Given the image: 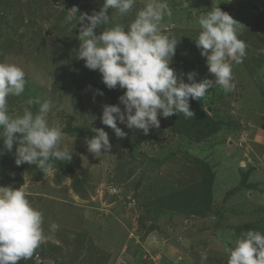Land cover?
<instances>
[{
  "label": "rangeland",
  "instance_id": "rangeland-1",
  "mask_svg": "<svg viewBox=\"0 0 264 264\" xmlns=\"http://www.w3.org/2000/svg\"><path fill=\"white\" fill-rule=\"evenodd\" d=\"M144 3L137 0L125 17L109 9V26L129 23ZM102 4L0 0V61L26 74L25 92L8 98L9 112L22 115L30 107L35 113L39 105H29L30 99L51 100L49 123L62 128V147L72 152L70 161H52L43 172L36 165H16V144L0 155V186L25 187L30 202L44 213L46 240L20 264H227L242 233H264V0H191L188 8L182 0H169L172 15L164 24L179 40L170 66L185 82L189 72L197 81L214 79L195 43L198 17L212 7L218 4L238 21L239 38L247 44L243 62L233 66L234 91L214 86L203 99H190L219 125L200 142L175 129V115L159 117L160 127L147 135L117 121L127 133L123 138L102 123L103 105L124 110L119 97L125 90L107 88L99 71L76 57L80 25L66 21L73 6L92 14ZM92 127L108 132L110 152L88 151ZM197 159L213 172L211 211L195 213L198 204L182 210L156 205L162 196L207 176ZM52 223L59 225L54 233Z\"/></svg>",
  "mask_w": 264,
  "mask_h": 264
},
{
  "label": "clouds",
  "instance_id": "clouds-1",
  "mask_svg": "<svg viewBox=\"0 0 264 264\" xmlns=\"http://www.w3.org/2000/svg\"><path fill=\"white\" fill-rule=\"evenodd\" d=\"M191 0H182L188 8ZM230 2V0H226ZM137 0H103L99 11L80 12L77 6L68 9L66 21L79 23L78 59L84 60L90 70H98L109 89L119 87L124 93L118 104L103 105L101 121L114 130L116 137L127 135L117 124L129 129L142 130L147 135L160 127L159 117L183 114L192 118L190 99H203L208 91L219 86L226 93L235 90L233 66L241 64L246 56L247 44L239 38V23L218 4L199 15L200 28L195 39L201 55L205 57L208 72L214 79L196 80V73H187V80L178 76L170 66L178 39L169 34L164 18L172 15L169 0H145L129 23H115L108 10L119 17L129 15ZM79 13V14H78ZM107 27L97 34L95 29ZM24 70L10 62L0 61V139L5 150L15 149V163L36 165L42 172L52 168V161L66 162L72 158L66 146L62 147L64 132L60 126L49 123L53 109L51 100L39 98L28 101L39 105L35 113L25 107L22 115L9 112L8 98L25 92ZM98 94L102 95V92ZM95 135L86 139L88 151L94 155L110 152L112 145L104 128L92 127ZM44 213L28 199L25 187L0 186V264H20L29 260L45 242ZM59 225L52 223L50 231ZM187 247L190 241H183ZM201 255V261L207 260ZM227 264H264V233L248 230L241 234L229 250Z\"/></svg>",
  "mask_w": 264,
  "mask_h": 264
},
{
  "label": "trees",
  "instance_id": "trees-1",
  "mask_svg": "<svg viewBox=\"0 0 264 264\" xmlns=\"http://www.w3.org/2000/svg\"><path fill=\"white\" fill-rule=\"evenodd\" d=\"M190 108L194 112L192 118H185L183 114H174V127L176 130L178 129L180 133L190 136L196 142H200L219 131L218 123L205 110L194 102H190ZM75 131H80V128H77ZM198 161L205 167L207 176L197 185H192L184 190L162 196L155 201L156 205L182 210L187 206L192 205L194 207V204H198L200 205L199 209H192L197 211L195 213L205 215L211 211L213 172L206 162L200 159ZM238 189L239 186L233 188L229 193H235Z\"/></svg>",
  "mask_w": 264,
  "mask_h": 264
}]
</instances>
